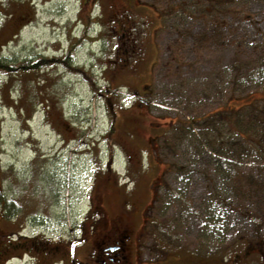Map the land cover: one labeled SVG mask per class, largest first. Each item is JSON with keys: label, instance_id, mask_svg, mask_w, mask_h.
<instances>
[{"label": "rangeland", "instance_id": "obj_1", "mask_svg": "<svg viewBox=\"0 0 264 264\" xmlns=\"http://www.w3.org/2000/svg\"><path fill=\"white\" fill-rule=\"evenodd\" d=\"M143 1L155 7L158 29L156 40L137 42L150 60L140 71L153 63L144 80L151 85L148 108L129 110L143 88L124 75L99 76L98 67V76H64L56 68L25 75L0 61V197L15 216L0 227L72 243L91 205L107 202L108 161L113 156V170L121 172L126 152L136 168L153 169L147 186L158 181L163 232L155 239L174 244V237L198 259L218 252L221 264H255V251H264V0ZM63 2L42 16L55 24L31 36L66 37L81 5ZM2 24L0 18V40ZM227 103L249 108L229 120L215 112ZM139 202L149 204L151 194ZM166 253L148 257L155 263Z\"/></svg>", "mask_w": 264, "mask_h": 264}, {"label": "flooded vegetation", "instance_id": "obj_2", "mask_svg": "<svg viewBox=\"0 0 264 264\" xmlns=\"http://www.w3.org/2000/svg\"><path fill=\"white\" fill-rule=\"evenodd\" d=\"M58 1L0 0L1 27L6 29L5 39L0 40L1 66L6 71L20 70L25 75H38L56 68L64 76L84 71L98 76V67L99 76L111 74L114 79L124 75L137 80L139 88L143 89L134 92L135 103L129 110L133 109L134 104L138 108H148L151 85L144 83V80L151 76L153 63L149 72L140 71L150 60L148 57L144 60L137 42L140 37L151 42L156 40L158 29L154 26L157 17H152L155 7L141 0H74L80 3L81 11L75 17V24V19L69 21L73 26H69L68 34L64 33L66 37L58 34L53 39L40 41L31 36L42 24H55L56 20L44 22L42 16L52 15L53 9L60 7L54 4ZM81 13H85L88 20L82 18ZM61 28L66 30L67 26ZM78 29H81L80 36L75 34ZM112 42L110 51L109 44ZM151 42L148 44H154ZM86 45L89 46L85 48ZM80 52L82 58H78ZM134 62L141 68H133ZM141 63H144L143 66ZM125 100L126 97L122 95L120 102L124 103ZM156 149L157 146L148 150L150 160L156 159ZM141 152L139 150L140 156ZM123 155L121 172L113 170V156L108 161L103 171L106 196L109 195L107 202L101 207L91 205L90 213L79 225L80 235L72 243L63 245L65 241L55 242L45 232L28 236L23 230L7 232L0 227V264H221V258L216 256L218 252L201 255L202 259H198L194 257V251L175 243L174 237L169 236L174 244L155 239L156 230L158 234L163 232H159L157 226L159 213H156L157 193L154 189L158 181L147 186L148 173H153V169L140 170L132 164V156L126 152ZM133 167L140 174L136 175ZM148 194H151V202L140 203L139 200H145ZM5 199L0 197V221H15L8 208L10 202ZM29 217L31 219L33 215ZM158 251L169 253L157 258L155 263L149 260L148 256ZM255 256V264H264L262 249L255 251ZM224 263L230 264L227 260Z\"/></svg>", "mask_w": 264, "mask_h": 264}, {"label": "trees", "instance_id": "obj_3", "mask_svg": "<svg viewBox=\"0 0 264 264\" xmlns=\"http://www.w3.org/2000/svg\"><path fill=\"white\" fill-rule=\"evenodd\" d=\"M163 14V13H162ZM164 16H165V14H163V20H164ZM164 22V21H163ZM229 102V101H228ZM245 108H249L248 106H243L242 108H240V109H238V108H236V107H230L229 106V104L227 103L226 105H224V106H221L217 111H215V112H219V113H224V114H227V115H229L230 117H229V120L230 119H233V118H235V116H237L241 111H243V109H245ZM251 108H253V107H251ZM202 119H204V118H202ZM202 119H200V120H202ZM200 120H197V122L198 121H200ZM189 123H184V125L185 126H187ZM234 126H236L235 124H234ZM236 127H240V124H237V126ZM240 136L244 139V136H243V134H240Z\"/></svg>", "mask_w": 264, "mask_h": 264}]
</instances>
